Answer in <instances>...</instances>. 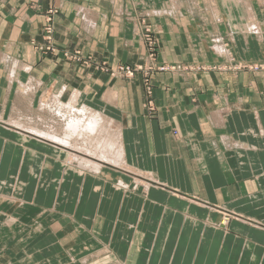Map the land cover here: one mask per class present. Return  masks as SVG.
Segmentation results:
<instances>
[{
    "label": "crops",
    "instance_id": "crops-1",
    "mask_svg": "<svg viewBox=\"0 0 264 264\" xmlns=\"http://www.w3.org/2000/svg\"><path fill=\"white\" fill-rule=\"evenodd\" d=\"M142 22L191 69L153 76L151 115L116 74ZM261 63L264 0H0V264H264V72L241 69ZM97 124L116 165L85 173L66 158Z\"/></svg>",
    "mask_w": 264,
    "mask_h": 264
},
{
    "label": "rangeland",
    "instance_id": "rangeland-1",
    "mask_svg": "<svg viewBox=\"0 0 264 264\" xmlns=\"http://www.w3.org/2000/svg\"><path fill=\"white\" fill-rule=\"evenodd\" d=\"M54 14H55V11L52 10V9L47 12V17H46V23L47 24H46V26L43 29L45 44L43 46H40L38 48L39 51L51 52V53L56 52L55 49H54V46H53V32H54V28H53V15ZM140 32H141V37H142V39L144 41V44H145V47H146V54H145V56L141 60V63L140 64H137L135 66H129L128 65V67L132 68V70L134 68L136 69V71L133 70L132 75H127V74L123 73L124 75L123 74L122 75L119 74V75H117V77L125 78V79H127V78L128 79H132L137 74H140L143 77V83H144V87H145V92H146V96L148 98L147 101H146V103H145V105H144V109L151 115V113L154 114L155 111H156L155 105L153 104V101L151 99L152 91H153V81H152L153 76L156 75V74H159V73H163V72H174V73L183 72V71L189 72V71H191V69L188 68V67H185V66H180V65L167 66L165 64H162V63L158 62V60H157L158 46H157V42H156V39L154 37V33H153L152 29L150 28V26H148L147 24H145V22H142V28H141V31ZM228 56L230 57V55H228ZM76 57H80V53L79 52H75V56L74 57L72 55H69L68 57H65V58H67V59H69L71 61L78 62V61H76L74 59ZM231 59H232V56H231ZM125 66H127V65L120 66L119 68H124ZM162 68H165V69L164 70H161ZM198 69H201V68H198ZM241 69H243V70L244 69L245 70H251V71H254V72H264V63L256 64V65H249L248 67L245 66V65H243ZM112 75H114V74L112 73L111 76ZM54 117L57 118L56 115H54ZM59 123H60V121H57L56 120L55 125L56 126L59 125V127H60L61 124H59ZM97 125H98V127H96L97 128L96 131L93 132V130L91 128V130H92L93 133L98 132L99 131V128H100L102 130H100L98 133H100V136L102 135V137H106L107 136L108 138H106V139H108V142L109 143L112 142V141H114V140L115 141L117 140V136L116 135H111V134L109 135L108 134V132H109L108 127H106L105 125H101V127H100L99 124H97ZM20 128L31 132V130L28 129V127L25 128V126H20ZM104 132H105L106 135L104 134ZM30 134H32V133H30ZM90 134L92 135V133H90ZM96 134L95 135L93 134L94 136L92 135L94 137V139H92V137L90 136L91 140H89V142H88V140H85L84 141V144H82V147L83 148H82L81 152L82 153H85V151H95L97 149L96 146L98 145V149H97L98 151H100V149H102L103 150V153L105 152L107 154L108 153L107 151H109V152L112 151V153H114V150H115L114 144H110V147L109 148H107L108 145L105 148L99 147V142L96 141V137H95V136H97ZM34 135L36 136V134H34ZM90 141L91 142L95 141L93 143H95L96 145L93 144V143H92V145H90L91 144ZM85 142L87 144L89 143L88 144L89 146L86 145ZM97 142H98V144H97ZM83 145H85V146H83ZM116 145H117V142H116ZM102 146H104V143L102 144ZM93 147L95 148V150H94ZM111 147H114L113 148L114 150L111 149ZM106 149H107V151H106ZM74 156L75 155H71V156H68V158H66L67 161H68V164L69 165H71V164L76 165V167L78 165L81 166L82 168L86 169L84 171L85 173H90L91 171L92 172L98 171V169L101 167V164L99 162H96V161H93L95 163H91V164L90 163H86L88 160H89V162L91 161L90 158H87V157H84V156H82V157L81 156H78L79 157V159H78V157H76V156L74 157ZM106 158H108V157H106ZM84 160H86V161H84ZM109 161L110 162L112 161L111 163L115 164V160L114 159L109 158ZM96 163H99L100 165L99 164L97 165ZM89 170H91V171H89ZM106 172H109L110 173L109 178L111 177L113 179V181L116 179V177L117 178H122L121 177L122 174L120 173L121 171L118 173V175L115 174V172H112V170H108ZM122 179L124 180V181H122V183L127 182V181H130L129 179H126V181H125L124 178H122ZM18 187H19L18 185H17V187H15L16 191H21L22 185L20 186L19 189H18ZM122 187L124 189H126L125 188V184H123ZM229 218L230 217H227L226 215H224L223 216V219L219 222V224L221 226H223V227H226V224H227ZM47 221H49V220H46V216L45 215H42L41 217H39V219L36 221V224L33 225V227L36 226V228L38 230H42V229H44L46 227ZM32 224L33 223H31V226H32ZM23 226H24V224H22V226H20V227L22 229H24V228L28 229L30 227V225H28V222H26L25 227H23ZM95 264H116V263H114L112 260H110L109 258H107V257L104 256V257H101L100 259H98V261H96Z\"/></svg>",
    "mask_w": 264,
    "mask_h": 264
},
{
    "label": "bare ground",
    "instance_id": "bare-ground-1",
    "mask_svg": "<svg viewBox=\"0 0 264 264\" xmlns=\"http://www.w3.org/2000/svg\"><path fill=\"white\" fill-rule=\"evenodd\" d=\"M89 120H91V119H89ZM96 126V125H95ZM97 127H98V125H97ZM101 127V126H100ZM107 127V126H106ZM69 128V127H68ZM74 129H75V127H74ZM89 129V128H88ZM97 129V128H96ZM78 130V129H77ZM82 130V129H81ZM93 130H95L94 128H93ZM100 130H102V129H100ZM108 130H109V128H108ZM74 131V130H73ZM92 131V130H91ZM105 131V130H104ZM67 132V131H66ZM83 132V131H82ZM90 132V131H89ZM88 132V133H89ZM99 132V131H98ZM23 133V132H22ZM75 133V132H74ZM84 133H86V131L84 132ZM91 133V132H90ZM93 133V132H92ZM80 134V133H79ZM94 134V133H93ZM92 134V135H93ZM102 134V133H101ZM104 134H105V132H104ZM32 135V134H31ZM82 135H83V133H82ZM92 135L91 134H88V136L90 137H92ZM97 135V134H96ZM100 134L98 133V136H99ZM106 135V134H105ZM113 135V134H112ZM86 136V135H85ZM88 136H86L87 137V139H88V142H89V140H91V138H88ZM102 136V135H101ZM37 137V136H36ZM42 137V136H41ZM86 137H84L85 139H86ZM95 137H97V136H95ZM67 138V137H66ZM81 138V137H80ZM83 138V139H84ZM102 138H104V137H102ZM106 138H108L107 136H106ZM45 141V140H44ZM51 141V140H50ZM49 141V142H50ZM96 141H98V140H96ZM47 142H48V140H47ZM91 142V141H90ZM93 142H95V141H93ZM93 142H91V144L90 145H92V143ZM99 142V147H102V148H105V147H107V145H108V147L107 148H109L110 146V143H108L106 140H100V141H98ZM98 142H97V144H98ZM86 143V142H85ZM104 143V146H102V144ZM89 144V143H88ZM87 143H86V145H88ZM93 144H95V143H93ZM82 145V144H81ZM96 145V144H95ZM115 145V144H114ZM59 146V145H58ZM73 146V145H72ZM83 146H85V145H83ZM89 146V145H88ZM57 147V146H56ZM97 147V149H98V145L96 146ZM63 148V147H62ZM94 148V147H93ZM114 147H111V149H113ZM65 149H66V147H65ZM76 149H78V148H76ZM96 149V150H97ZM100 149V148H99ZM81 150V149H80ZM79 150V151H80ZM94 150H95V148H94ZM85 151V153H87L86 155H91L92 157H88V158H90L91 159V161L89 162V160L86 162V163H95V162H93L94 160L96 161V162H101V163H105V162H108L109 161V158H106V153L104 152L103 153V150L102 149H100V151L102 152H100V151ZM110 150V149H109ZM114 150V149H113ZM106 151H107V149H106ZM77 152V151H76ZM107 152H109V151H107ZM109 153H111V151L109 152ZM77 154V153H76ZM110 155V154H109ZM115 155H116V153H115ZM75 157V156H74ZM78 157V156H77ZM82 157V156H81ZM97 157V158H96ZM110 157V156H109ZM116 158V157H115ZM78 159H79V157H78ZM82 159V158H81ZM84 159V158H83ZM112 159H114V158H112ZM67 160V159H66ZM103 160V161H102ZM84 161H86V160H84ZM110 162V161H109ZM112 162V161H111ZM97 165H98V163H96Z\"/></svg>",
    "mask_w": 264,
    "mask_h": 264
},
{
    "label": "built area",
    "instance_id": "built-area-1",
    "mask_svg": "<svg viewBox=\"0 0 264 264\" xmlns=\"http://www.w3.org/2000/svg\"><path fill=\"white\" fill-rule=\"evenodd\" d=\"M165 68H162L161 70H164ZM134 71H136V69H133ZM132 68L125 66L124 68H118L116 71L117 75H122L123 73L127 74V75H132L133 72ZM124 75V74H123ZM126 76V75H125Z\"/></svg>",
    "mask_w": 264,
    "mask_h": 264
}]
</instances>
